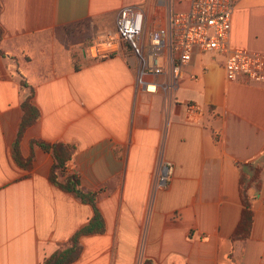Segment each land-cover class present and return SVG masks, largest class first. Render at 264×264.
<instances>
[{
	"label": "crops",
	"instance_id": "crops-1",
	"mask_svg": "<svg viewBox=\"0 0 264 264\" xmlns=\"http://www.w3.org/2000/svg\"><path fill=\"white\" fill-rule=\"evenodd\" d=\"M0 1V264H44L94 216L51 181L53 154L35 140L75 146L69 172L98 194L106 231L83 236L72 264H264V82H231L225 56L197 51L176 90L152 94L134 57L87 55L125 8L165 25L162 0ZM230 45L264 56V0L238 1ZM23 77L41 112L20 142L30 168L14 152L31 93ZM189 103L202 109L193 120ZM165 164L174 173L161 186ZM257 168L251 236L233 241L243 175L248 186Z\"/></svg>",
	"mask_w": 264,
	"mask_h": 264
},
{
	"label": "built area",
	"instance_id": "built-area-1",
	"mask_svg": "<svg viewBox=\"0 0 264 264\" xmlns=\"http://www.w3.org/2000/svg\"><path fill=\"white\" fill-rule=\"evenodd\" d=\"M239 0H190V7L177 11L173 0H162L159 19L165 25L153 24L149 29L147 13L142 7L121 10L116 30L96 40L87 55L94 59H110L117 54L134 57L144 73L151 76L143 84L147 93L160 89L176 90L186 76L195 52L225 56V71L231 82L247 76L255 83L264 82V56L230 45L232 19ZM195 79V75H191ZM188 118L200 115L199 105H186ZM174 173L173 166H162L159 184L166 186Z\"/></svg>",
	"mask_w": 264,
	"mask_h": 264
},
{
	"label": "trees",
	"instance_id": "trees-1",
	"mask_svg": "<svg viewBox=\"0 0 264 264\" xmlns=\"http://www.w3.org/2000/svg\"><path fill=\"white\" fill-rule=\"evenodd\" d=\"M1 12V1H0ZM3 36V31L0 25V44ZM0 54L7 56V54L1 49ZM26 78L23 77L22 85L26 88H30L31 93L22 103L23 116L19 126V135L14 145L15 158L17 162L23 168H30L33 157L28 160L24 159L20 153V142L28 128L36 124L41 119L40 109L35 104V90L29 84H27ZM40 146L47 152H52L54 157V164L51 170V181L60 189L70 194L77 196L84 203L91 205L94 208V216L91 221L80 231L75 233L69 242L55 253L49 256L44 264H72L76 262L82 253L81 238L87 235L103 234L106 231L105 219L98 207V194L96 192L87 191L81 184L80 176L76 173L69 172V165L72 162L76 147L66 144H54L50 145L40 140H35L32 145ZM252 182H256L257 188H261L260 181V169L257 168L254 171V175L247 186L246 177L243 175L241 182V192L243 197V203L245 204V210L242 215V219L236 228L233 241H245L250 238L253 228V213L251 211V197L248 194V188ZM248 187V188H247ZM248 189V190H247ZM143 264H155L151 260H145Z\"/></svg>",
	"mask_w": 264,
	"mask_h": 264
},
{
	"label": "rangeland",
	"instance_id": "rangeland-1",
	"mask_svg": "<svg viewBox=\"0 0 264 264\" xmlns=\"http://www.w3.org/2000/svg\"><path fill=\"white\" fill-rule=\"evenodd\" d=\"M174 1V3H176V0H173ZM159 17V16H158ZM149 24V29H151V26H152V23L151 22H149L148 23ZM166 165V164H165ZM161 171H162V166H161V169H160V174H161ZM172 179V178H171ZM171 181V180H170ZM143 263H144V261H143ZM142 263V264H143Z\"/></svg>",
	"mask_w": 264,
	"mask_h": 264
}]
</instances>
